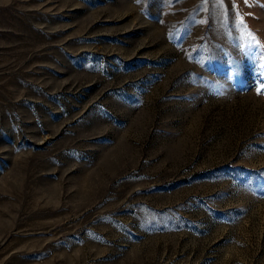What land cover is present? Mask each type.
I'll return each instance as SVG.
<instances>
[{
    "label": "rangeland",
    "instance_id": "rangeland-1",
    "mask_svg": "<svg viewBox=\"0 0 264 264\" xmlns=\"http://www.w3.org/2000/svg\"><path fill=\"white\" fill-rule=\"evenodd\" d=\"M0 264H264V0H0Z\"/></svg>",
    "mask_w": 264,
    "mask_h": 264
},
{
    "label": "snow or ice",
    "instance_id": "snow-or-ice-1",
    "mask_svg": "<svg viewBox=\"0 0 264 264\" xmlns=\"http://www.w3.org/2000/svg\"><path fill=\"white\" fill-rule=\"evenodd\" d=\"M257 92H258V93L260 92V88H257Z\"/></svg>",
    "mask_w": 264,
    "mask_h": 264
}]
</instances>
